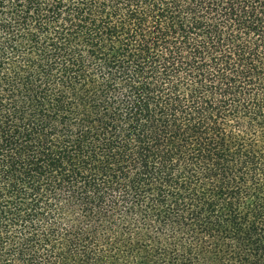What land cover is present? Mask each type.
<instances>
[{
    "label": "trees",
    "instance_id": "trees-1",
    "mask_svg": "<svg viewBox=\"0 0 264 264\" xmlns=\"http://www.w3.org/2000/svg\"><path fill=\"white\" fill-rule=\"evenodd\" d=\"M0 264H264V0H0Z\"/></svg>",
    "mask_w": 264,
    "mask_h": 264
}]
</instances>
